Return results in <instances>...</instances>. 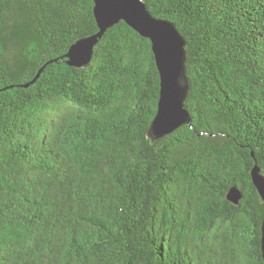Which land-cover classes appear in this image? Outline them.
Listing matches in <instances>:
<instances>
[{"label":"trees","instance_id":"trees-1","mask_svg":"<svg viewBox=\"0 0 264 264\" xmlns=\"http://www.w3.org/2000/svg\"><path fill=\"white\" fill-rule=\"evenodd\" d=\"M142 1L186 42L190 123L156 141L148 39L71 67L92 0H0V264H264V0Z\"/></svg>","mask_w":264,"mask_h":264},{"label":"water","instance_id":"water-1","mask_svg":"<svg viewBox=\"0 0 264 264\" xmlns=\"http://www.w3.org/2000/svg\"><path fill=\"white\" fill-rule=\"evenodd\" d=\"M97 33L72 44L66 55L67 64L81 68L91 61L93 50L105 32L124 22L140 37L151 43V52L159 74V98L156 114L150 124L152 141L159 140L182 125H189L190 116L185 108L189 84L185 75L186 42L169 21L154 17L142 0H92ZM251 182L264 203V174L257 163L250 172ZM228 202L237 206L242 192L230 188ZM260 249L264 260V220L260 228Z\"/></svg>","mask_w":264,"mask_h":264}]
</instances>
